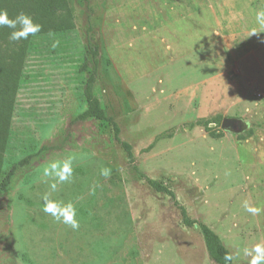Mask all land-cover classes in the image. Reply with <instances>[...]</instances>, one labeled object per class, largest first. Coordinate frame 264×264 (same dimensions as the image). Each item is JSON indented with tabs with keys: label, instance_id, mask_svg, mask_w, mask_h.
<instances>
[{
	"label": "rangeland",
	"instance_id": "374dc122",
	"mask_svg": "<svg viewBox=\"0 0 264 264\" xmlns=\"http://www.w3.org/2000/svg\"><path fill=\"white\" fill-rule=\"evenodd\" d=\"M68 5L74 29L33 37L20 78L0 173L33 158L0 194V264H216L180 207L239 250L237 264H248L242 249L264 244V211L243 207L264 209V33H250L264 0ZM89 27L100 52L95 94L139 171L175 199L137 179L95 120L77 119L86 109ZM219 117L241 119L243 131L222 130L212 122ZM206 121L223 137L212 138ZM67 156L79 170L53 198L76 204L77 231L41 210L50 190L41 182L44 163Z\"/></svg>",
	"mask_w": 264,
	"mask_h": 264
},
{
	"label": "trees",
	"instance_id": "16d2710c",
	"mask_svg": "<svg viewBox=\"0 0 264 264\" xmlns=\"http://www.w3.org/2000/svg\"><path fill=\"white\" fill-rule=\"evenodd\" d=\"M0 9L7 10L10 17H14L20 12L31 15L35 22L42 25L41 32L36 36L67 32L75 27L68 0H0ZM10 31L7 27L0 28V165L4 161L20 78L33 39L30 36L28 40L11 42L8 38ZM99 57V48L92 43V28L89 27L87 29V57L81 68V71L85 73L83 94L86 101V109L77 119L80 121L95 120L100 131L102 133H110L113 140L127 154L137 179L144 180L156 192L166 194L175 199L174 193L167 187L156 180L148 178L139 171L135 165L131 145L121 140L120 127L107 114L102 102L96 96L95 87ZM212 122L220 126L222 120L219 117L215 118ZM201 123L212 138L219 139L223 137V132L216 134L207 127L209 121ZM240 139L244 140L245 137L241 136ZM32 158V156H28L0 173V194L10 190L19 172L31 165ZM78 170L76 169L75 171ZM179 209L182 222L186 228L192 229L198 224L210 259L216 264H225L223 256L226 252L230 251L226 248L220 236L206 224L192 220L183 207Z\"/></svg>",
	"mask_w": 264,
	"mask_h": 264
},
{
	"label": "clouds",
	"instance_id": "9594fccd",
	"mask_svg": "<svg viewBox=\"0 0 264 264\" xmlns=\"http://www.w3.org/2000/svg\"><path fill=\"white\" fill-rule=\"evenodd\" d=\"M255 23L257 27L250 30L251 36L264 33V10H258L255 13ZM7 27L10 29L9 40L11 42H19L21 40H28L30 36L35 37L42 30V25L34 21L33 17L25 12H20L14 17H10L7 10L0 9V28ZM264 43V40L260 41ZM247 123V122H246ZM209 124V127H212ZM74 156H67L63 158L50 159L44 163L42 168L41 182L49 187L41 196L42 212L51 216L55 222L68 225L73 231L80 229V220L78 219V210L76 204L69 200L53 198V193L59 191V186L65 183H70L74 179ZM111 168L102 167L100 175L108 178L111 176ZM96 187L94 185L90 189L91 194H95ZM244 210L253 216L259 215L264 209L250 204L248 201L243 203ZM244 257H250L248 264H264V244L257 243L253 247H244L242 249ZM240 251L235 253L226 252L223 256L225 264H237Z\"/></svg>",
	"mask_w": 264,
	"mask_h": 264
},
{
	"label": "water",
	"instance_id": "95a60500",
	"mask_svg": "<svg viewBox=\"0 0 264 264\" xmlns=\"http://www.w3.org/2000/svg\"><path fill=\"white\" fill-rule=\"evenodd\" d=\"M243 124L244 122L239 118H224L221 128L224 131L240 134L243 131Z\"/></svg>",
	"mask_w": 264,
	"mask_h": 264
},
{
	"label": "built area",
	"instance_id": "2783aa9c",
	"mask_svg": "<svg viewBox=\"0 0 264 264\" xmlns=\"http://www.w3.org/2000/svg\"><path fill=\"white\" fill-rule=\"evenodd\" d=\"M259 96H260V97H262V95H261V94H260Z\"/></svg>",
	"mask_w": 264,
	"mask_h": 264
}]
</instances>
